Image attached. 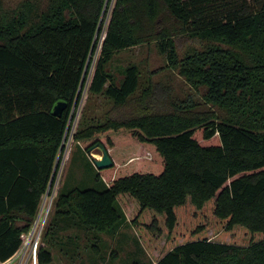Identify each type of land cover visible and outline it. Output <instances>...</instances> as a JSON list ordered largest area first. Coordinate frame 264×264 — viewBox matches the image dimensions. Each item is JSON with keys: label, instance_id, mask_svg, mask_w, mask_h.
Returning a JSON list of instances; mask_svg holds the SVG:
<instances>
[{"label": "trees", "instance_id": "trees-1", "mask_svg": "<svg viewBox=\"0 0 264 264\" xmlns=\"http://www.w3.org/2000/svg\"><path fill=\"white\" fill-rule=\"evenodd\" d=\"M111 1L21 0L11 10L0 4L1 263L19 250L49 188ZM218 2L113 0L70 159L79 152L104 187L58 190L37 264L52 262L54 223L108 235L128 221L135 224L137 214L127 219L120 204L125 195L135 200L138 214L147 208L163 214L168 232L176 207L189 201L201 209L212 201L226 229L264 234V0L256 9L244 0L212 14ZM180 37L204 43L179 58ZM150 43L201 91L207 110L194 112L170 98V87L151 80L134 96L141 84L135 63L118 68L119 76L111 70L116 52ZM94 96L112 103L99 118L88 115ZM58 100L66 102L60 116L52 113ZM95 144L105 148L111 166L96 170L86 154ZM114 149L129 163L118 166ZM147 227L161 231L156 218ZM150 264H264V236L245 245L191 239Z\"/></svg>", "mask_w": 264, "mask_h": 264}, {"label": "rangeland", "instance_id": "rangeland-1", "mask_svg": "<svg viewBox=\"0 0 264 264\" xmlns=\"http://www.w3.org/2000/svg\"><path fill=\"white\" fill-rule=\"evenodd\" d=\"M245 1L252 6V9H256L260 6L262 0ZM20 2L21 0H0V4L5 10L15 8ZM112 2L113 0L109 5V10L104 19L97 49L92 56L86 84L81 92L82 96L75 110L74 118L72 119L70 117L68 120V129L70 131L67 129L66 136L62 141L63 150H60L57 154L56 166L48 188L49 193H47V198H50L51 195L55 197L59 189L65 193L74 187L98 190L104 187V179L98 177L96 171L89 169L77 157L79 156V152H76V156L72 162L70 159L71 149L73 148L72 135L77 127L81 111L88 95L87 87L89 78L91 77L99 55ZM243 2L244 0H220V2L214 4L211 13L215 14L218 11L221 12V10L226 11L228 8L242 4ZM203 43L198 39L180 37L177 40L179 58H183L187 52H191L193 49L202 48ZM130 63L137 64L140 71L141 84L134 96H138L141 88L151 80L152 82L161 83L170 87V98H174V100L182 104H191L194 112H204L208 109L209 105L204 103L201 91L190 85L177 69L168 66L165 55L158 52L154 43L134 46L116 52L109 66L119 76L117 72L118 68ZM88 104L90 105L88 106L90 107V109L88 108V115L94 116L95 118L103 116L112 105L107 98H103L102 96L92 97L88 101ZM75 148L80 149L76 146ZM93 153L101 154V151L93 147L87 150L86 154L90 160L94 156ZM112 153L116 158L118 166H125V164L129 163V161L120 162L117 159L115 149L112 150ZM96 170L98 171V169ZM149 171L154 172L155 169L152 168ZM44 197L45 194L41 199V203ZM119 201L125 210L127 219H131L137 214L138 217L135 224L128 221L114 235H108L107 233L96 232L92 229H87L90 232L87 234V231L78 230L77 227L76 229L73 226L61 230L54 223L48 237L52 241L57 242V244L52 250L54 258L50 264H150L155 263L172 246L191 239L206 237L207 239L221 242L245 245L250 241H257L264 236L263 233H251L243 226H234L231 230L226 229V221L214 216L212 212V201L207 202L201 209H196L189 201L182 206L176 207V223L171 232H168L164 225L165 219L163 214L156 213L153 209L148 208L138 214L139 206L129 195L119 198ZM41 206L42 204H40L39 211ZM153 218L157 219L158 227L161 228L160 232L156 229L150 230L147 227ZM199 226H202V229L196 232L195 230ZM93 245H97L100 248L98 254L93 250ZM62 250L66 251V254L62 253ZM102 255L104 258H101ZM32 263L33 261L29 262V264Z\"/></svg>", "mask_w": 264, "mask_h": 264}, {"label": "built area", "instance_id": "built-area-1", "mask_svg": "<svg viewBox=\"0 0 264 264\" xmlns=\"http://www.w3.org/2000/svg\"><path fill=\"white\" fill-rule=\"evenodd\" d=\"M47 193H49L48 190L46 191L43 202L41 203L42 206L39 213H37V216L23 239L22 245L15 253L9 264H29L30 261H36L37 248L41 243L43 229L54 198L53 195H51L50 198H47Z\"/></svg>", "mask_w": 264, "mask_h": 264}, {"label": "water", "instance_id": "water-1", "mask_svg": "<svg viewBox=\"0 0 264 264\" xmlns=\"http://www.w3.org/2000/svg\"><path fill=\"white\" fill-rule=\"evenodd\" d=\"M86 69V67H85ZM85 72V70H84ZM83 76H84V73H83ZM81 84H82V80H81V83H80V87H81ZM79 87V89H80ZM79 92V90H78ZM78 92L76 94V97L78 95ZM75 101H76V98H75ZM66 106V102L63 101V100H58L52 107V113L54 115H57V116H60L63 109L65 108ZM71 117V115H70ZM69 117V119H70ZM63 146V142L61 143L60 147H59V151L61 150ZM93 148H98L100 151H101V154L99 157H96V156H92L91 157V161L92 163L94 164V166L96 167V169L100 170V169H103V168H106V167H109L112 165V160L109 156V154L107 153V151L105 150V148L101 145V144H95L94 146H92ZM92 155V154H91ZM56 166V161H55V165H54V168ZM54 168H53V172H54ZM53 172H52V175H51V179L53 177ZM51 179L49 181V185H50V182H51Z\"/></svg>", "mask_w": 264, "mask_h": 264}, {"label": "crops", "instance_id": "crops-1", "mask_svg": "<svg viewBox=\"0 0 264 264\" xmlns=\"http://www.w3.org/2000/svg\"><path fill=\"white\" fill-rule=\"evenodd\" d=\"M53 250V249H52ZM51 250V251H52ZM15 255V254H14ZM14 255L11 257V258H9L7 261H5V262H3L4 264L7 262H10V260H12V258L14 257ZM52 255H53V251H52ZM54 258V257H53ZM53 260V259H52ZM1 263V262H0ZM32 264H37V260L36 261H34Z\"/></svg>", "mask_w": 264, "mask_h": 264}, {"label": "bare ground", "instance_id": "bare-ground-1", "mask_svg": "<svg viewBox=\"0 0 264 264\" xmlns=\"http://www.w3.org/2000/svg\"><path fill=\"white\" fill-rule=\"evenodd\" d=\"M93 155L96 156V157L100 156V154H98V153H93Z\"/></svg>", "mask_w": 264, "mask_h": 264}]
</instances>
